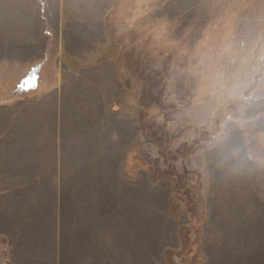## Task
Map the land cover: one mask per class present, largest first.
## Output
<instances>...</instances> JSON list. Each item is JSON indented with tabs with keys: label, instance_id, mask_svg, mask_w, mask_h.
Segmentation results:
<instances>
[{
	"label": "rangeland",
	"instance_id": "obj_1",
	"mask_svg": "<svg viewBox=\"0 0 264 264\" xmlns=\"http://www.w3.org/2000/svg\"><path fill=\"white\" fill-rule=\"evenodd\" d=\"M102 12L142 133L123 171L150 181H31L14 170L0 84V264H264V0H102ZM12 31L0 24L8 51Z\"/></svg>",
	"mask_w": 264,
	"mask_h": 264
},
{
	"label": "crops",
	"instance_id": "obj_2",
	"mask_svg": "<svg viewBox=\"0 0 264 264\" xmlns=\"http://www.w3.org/2000/svg\"><path fill=\"white\" fill-rule=\"evenodd\" d=\"M2 5L0 24L13 26L11 41L20 46L8 51L0 40V84L13 94L1 105L12 106L17 128L29 126L14 131V170L29 169L31 181H150L148 172L133 179L123 171L142 133L105 52L102 0Z\"/></svg>",
	"mask_w": 264,
	"mask_h": 264
},
{
	"label": "trees",
	"instance_id": "obj_3",
	"mask_svg": "<svg viewBox=\"0 0 264 264\" xmlns=\"http://www.w3.org/2000/svg\"><path fill=\"white\" fill-rule=\"evenodd\" d=\"M161 172L162 171H160V173L158 175H157V173H155L156 174V178H157L156 180L157 181H162L163 184H165L166 186H168L167 183L165 182V180L162 177L164 174L166 175V173L163 172L164 174H162ZM188 233L189 234H192L193 233V229H190V231ZM181 240H183V237L182 236H181Z\"/></svg>",
	"mask_w": 264,
	"mask_h": 264
}]
</instances>
